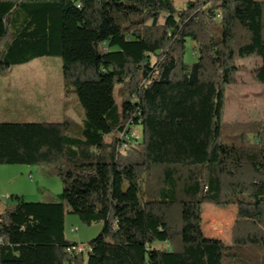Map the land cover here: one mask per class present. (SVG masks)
I'll use <instances>...</instances> for the list:
<instances>
[{"label":"trees","instance_id":"16d2710c","mask_svg":"<svg viewBox=\"0 0 264 264\" xmlns=\"http://www.w3.org/2000/svg\"><path fill=\"white\" fill-rule=\"evenodd\" d=\"M43 56L83 121H0V164L46 163L62 187L9 195L0 264H264V124L222 121L237 60L264 83V0H0V74ZM204 203L236 205L228 242L203 234ZM66 213L102 223L85 254L66 251Z\"/></svg>","mask_w":264,"mask_h":264},{"label":"crops","instance_id":"0c3cea01","mask_svg":"<svg viewBox=\"0 0 264 264\" xmlns=\"http://www.w3.org/2000/svg\"><path fill=\"white\" fill-rule=\"evenodd\" d=\"M43 58L45 63H48L47 61L49 60H55L51 59L55 57L48 56L38 57L32 60ZM49 64H53L55 68L58 66L57 63L53 62ZM50 68L42 66L39 69H34L11 66L4 73L0 74V121L66 120L69 124V121L75 117L80 128L83 121V111L76 101L74 92L64 84L61 77V68ZM51 71L57 73V78L52 81L43 82L41 85H38L36 79L30 78V75L27 74L36 72L49 73ZM57 182L60 183L56 176L49 173V166L21 164L20 166L14 167H0V183L9 185V190L5 194L8 198L11 194H19L25 199L31 195H36L40 189L43 191L44 185H57L59 184ZM58 193L60 192H56L55 195ZM52 196L53 194L44 193V197L46 198ZM8 198L6 199L8 200ZM41 200L40 198L39 201ZM4 201L5 199L3 201L0 200L2 209L6 207ZM208 210L207 216L209 218L215 221L219 220L218 222L220 224L222 222H229V231L227 235L220 236V234L214 231L215 228L213 225L208 228L201 225L202 232L205 231L208 233L205 234L203 232V234L209 236L213 232L215 236L209 237H217L224 242H228L230 240V230L236 210L227 217L215 215L213 208H209Z\"/></svg>","mask_w":264,"mask_h":264},{"label":"rangeland","instance_id":"374dc122","mask_svg":"<svg viewBox=\"0 0 264 264\" xmlns=\"http://www.w3.org/2000/svg\"><path fill=\"white\" fill-rule=\"evenodd\" d=\"M174 5L177 8H181L185 6V0H173ZM194 45L190 42L188 45V50L185 53V60L191 62L195 60V52H194ZM55 60H49L48 63H45L43 59H35L31 60L30 62L14 65L13 67H23V68H34L39 69L42 66L51 67L50 69H60V60L55 57L51 58ZM257 57L251 58H242L236 61L237 70L235 72V79L232 84H229L224 93V107L222 111V121L224 122H242V123H256L258 126L261 123L264 124V83L258 82L254 79L253 71L254 68L258 64ZM57 63V68L54 67L53 64L49 63ZM48 64V65H47ZM30 75V78L36 79L38 85L43 84V82L52 81L57 78V73L51 71L49 73L46 72H36V73H27ZM122 83H115L114 85V99L118 107L121 105V101L125 97H129L127 95L126 90L120 89V85ZM69 87V86H68ZM74 94V93H73ZM75 95V94H74ZM76 97V96H75ZM77 101V99H76ZM78 103V102H77ZM79 105V103H78ZM81 108V106L79 105ZM82 109V108H81ZM77 118H73L69 121L67 131L79 135V125L77 124ZM140 127L136 126L132 130V136L134 138H139L140 136ZM240 131H236L235 134L239 133ZM227 133L223 132L220 140H226ZM113 137V133H109L104 135L105 140L109 141ZM246 137L250 141H255V134L252 131H247ZM82 138V137H80ZM132 142H130L131 144ZM124 147V146H122ZM120 158L126 154V150L121 149L120 151ZM21 164H0V167H14L20 166ZM32 165H41V166H48L46 163H37ZM59 183V182H57ZM43 191H38L36 195H31L26 197L25 200L27 201H39L40 198L42 200H57L58 196L55 195L56 192H61L62 187L59 184L53 185H44ZM7 190H9V185L6 183H0V197L1 195H5ZM43 193V194H42ZM44 193H49L50 195L53 194L52 197L46 198L44 197ZM3 201V199L0 198ZM13 201L8 198L5 199L4 203L5 206H8ZM209 208H213L215 211L213 212L215 215L220 217H227L230 216L236 210L235 204H228L226 206H217L211 203H204L202 205L201 211V225L205 228L213 227L215 228V232L222 235H227L229 231V222L228 223H221L218 222L219 220L211 219L207 216V212H209ZM2 206H0V212H2ZM75 226H77L75 228ZM102 228L101 222H93L91 224L83 223L80 218L76 214L66 213L64 218V233L67 239L74 241V242H82L87 243V241L93 237H95ZM205 234V231H203ZM209 236H215L213 232L210 233ZM156 246H167L165 242H156ZM84 256H81L83 258Z\"/></svg>","mask_w":264,"mask_h":264},{"label":"built area","instance_id":"2783aa9c","mask_svg":"<svg viewBox=\"0 0 264 264\" xmlns=\"http://www.w3.org/2000/svg\"><path fill=\"white\" fill-rule=\"evenodd\" d=\"M76 6H77V7H80V2H79V1L76 2ZM216 16H219V13H217ZM132 130H133V129L131 128V136H132ZM120 137L126 138V135L123 134V133H121V134H120ZM132 137H133V136H132ZM0 198H1V199H6V198H8V197H7V195H2ZM0 241H1V240H0ZM89 250H90L89 245H88L87 243H82V242H80V243H76V244H73V245H70V246H68V247L66 248V251H67L68 253L72 254V255L85 254V253H87Z\"/></svg>","mask_w":264,"mask_h":264}]
</instances>
